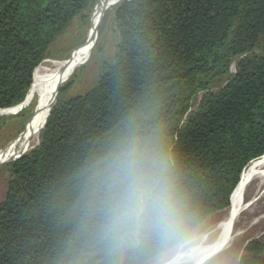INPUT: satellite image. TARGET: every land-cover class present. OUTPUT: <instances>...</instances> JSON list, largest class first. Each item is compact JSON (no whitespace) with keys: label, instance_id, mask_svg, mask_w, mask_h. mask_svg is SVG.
<instances>
[{"label":"trees","instance_id":"16d2710c","mask_svg":"<svg viewBox=\"0 0 264 264\" xmlns=\"http://www.w3.org/2000/svg\"><path fill=\"white\" fill-rule=\"evenodd\" d=\"M100 1L0 0V112L26 101L52 44ZM114 8V60L90 92L52 104L39 146L12 164L0 264H148L175 250L151 233L133 248L102 233L110 165L130 140L174 186L190 239L264 156V0ZM240 264H264V243L249 242Z\"/></svg>","mask_w":264,"mask_h":264},{"label":"rangeland","instance_id":"374dc122","mask_svg":"<svg viewBox=\"0 0 264 264\" xmlns=\"http://www.w3.org/2000/svg\"><path fill=\"white\" fill-rule=\"evenodd\" d=\"M96 7L89 9L82 16L76 18L70 23L64 33L52 44L48 59L45 61H72L73 58L79 55L80 51L87 44L89 30L95 24ZM114 17L115 8H112L102 21L96 38H94L95 40L91 46V55L83 65L77 69L57 74L52 78L50 81V96L52 104L54 102L56 104L60 101L72 99L90 92L98 82L104 65L111 63L114 60L121 41L120 35L114 25ZM259 52L260 51H258L257 54H260ZM230 73H236V63L232 65ZM225 80L226 78H224V82ZM212 90L217 92L219 90V85L217 84L214 86ZM55 92L56 95L53 97L52 94ZM204 94L205 92L199 94L196 104L193 105L192 112L197 109ZM36 107L37 101L33 102L29 107L22 104V106L17 109L0 114V148L6 147L12 141L16 140V138H18L25 130L26 126L28 124L30 125L34 120ZM254 162L244 170V173ZM256 162H259V160H256ZM12 164H0V204L6 198L8 184L12 179ZM253 196V190H250L246 202L252 201ZM243 204L245 205V203H242V205ZM231 206L232 203L228 209L211 216L196 230L190 241L192 242L193 240L202 237L208 229L223 222L226 219L228 210ZM263 207L264 203L259 214L254 217L249 214L241 216L239 223L234 228V235L237 237L235 241L228 245L229 247L222 253L210 259L205 264H240L243 252L249 242L258 240L261 243H264ZM226 243L229 244L230 241L228 240ZM176 253L177 250L175 249L148 264H167Z\"/></svg>","mask_w":264,"mask_h":264},{"label":"clouds","instance_id":"9594fccd","mask_svg":"<svg viewBox=\"0 0 264 264\" xmlns=\"http://www.w3.org/2000/svg\"><path fill=\"white\" fill-rule=\"evenodd\" d=\"M102 233L117 246L140 247L151 233L177 255L168 264H183L191 242L178 194L163 171L155 169L145 146L130 140L113 158L102 200Z\"/></svg>","mask_w":264,"mask_h":264},{"label":"bare ground","instance_id":"6f19581e","mask_svg":"<svg viewBox=\"0 0 264 264\" xmlns=\"http://www.w3.org/2000/svg\"><path fill=\"white\" fill-rule=\"evenodd\" d=\"M116 4L118 2L115 0H102L97 5L95 9V24L89 30L87 44L72 61L55 62L49 60L43 62L37 68L35 86L30 90L28 98L23 103L27 105L30 98L37 97L34 120L24 134L20 135L5 148H0V164H12L30 154L39 146L42 127H45L52 108L50 81L55 75L77 69L87 61L91 55L95 29L101 25L107 13ZM2 113L4 111L0 112V114ZM250 190H253L254 196L252 201L248 200L249 202H246ZM263 201L264 156L259 159V162L255 161L242 175L241 181L232 196V206L228 210L226 219L213 228L208 229L202 237L193 240L182 250L184 253L182 257L183 264H205L210 259L222 253L237 238L234 235V228L239 223L241 216L249 214L254 217L259 214L264 203ZM242 203H245V205H242ZM228 240L230 241L229 244L226 243ZM176 255L177 253L174 256Z\"/></svg>","mask_w":264,"mask_h":264},{"label":"water","instance_id":"95a60500","mask_svg":"<svg viewBox=\"0 0 264 264\" xmlns=\"http://www.w3.org/2000/svg\"><path fill=\"white\" fill-rule=\"evenodd\" d=\"M110 1V0H109ZM116 2H118V3H121V2H124V1H129V0H115ZM100 3V2H99ZM98 3V4H99ZM99 27L100 26H97V28L95 29V33H94V37L96 38V35H97V32H98V30H99ZM95 40V39H94ZM22 106V104L21 105H19V106H17L16 108H12V109H9V110H5L4 112H6V111H10V110H14V109H17V108H19V107H21Z\"/></svg>","mask_w":264,"mask_h":264}]
</instances>
